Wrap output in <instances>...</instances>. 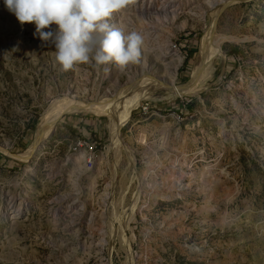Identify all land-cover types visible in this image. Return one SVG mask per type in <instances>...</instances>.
<instances>
[{
	"label": "rangeland",
	"instance_id": "obj_1",
	"mask_svg": "<svg viewBox=\"0 0 264 264\" xmlns=\"http://www.w3.org/2000/svg\"><path fill=\"white\" fill-rule=\"evenodd\" d=\"M212 1L129 0L109 23L147 44L137 10L183 7L151 28L164 60L142 42L127 66L64 71L0 0V264H264V0ZM197 73L196 93L163 86ZM138 90L113 147L111 105Z\"/></svg>",
	"mask_w": 264,
	"mask_h": 264
},
{
	"label": "clouds",
	"instance_id": "obj_2",
	"mask_svg": "<svg viewBox=\"0 0 264 264\" xmlns=\"http://www.w3.org/2000/svg\"><path fill=\"white\" fill-rule=\"evenodd\" d=\"M129 0H4L21 25L35 24L34 35L55 46L64 71L78 64L127 66L140 56L142 36L109 23ZM54 30L45 31L51 25Z\"/></svg>",
	"mask_w": 264,
	"mask_h": 264
},
{
	"label": "bare ground",
	"instance_id": "obj_3",
	"mask_svg": "<svg viewBox=\"0 0 264 264\" xmlns=\"http://www.w3.org/2000/svg\"><path fill=\"white\" fill-rule=\"evenodd\" d=\"M168 2H170V1H168ZM227 2H228L227 0H222L223 4H227ZM210 4H211L210 8H215L219 4V2L214 0V1L210 2ZM181 10H183V7H181V6L177 7L176 5H168V6H164V7H162V6L159 7V6H156V5L152 4V2L148 3L147 5L145 4V6H143L142 8H139L137 10L138 13L141 15L142 19H144V20H146L148 22V26L145 27L144 34L146 36L144 38L151 39V41L153 40V44H150L151 42L150 43L148 42L149 45L146 42H143V47H145L148 51H151L153 53L158 52V51H156L157 49L160 50L159 52L161 54L159 56L163 60L165 58L164 57L165 52L167 50H169V49L168 48H165L164 50L162 49L163 46H161V44H160L161 43L160 42L161 41V35L159 33H157L158 31L156 29H151V28H154V25L157 24V22H158V24H162V22L167 20L171 16V14L175 16ZM150 25H153V26H150ZM223 40H228V39L223 37V39L214 40L213 46L212 47L210 46L212 48V50L211 49L209 50V48H210L209 46L206 47V56H202L201 65H204L207 68L208 72H209V69H210V66H211V61H212L211 57H213L216 54L220 55L222 53V49H221V44L222 43H221V41H223ZM233 40L240 41V40H237V39H233ZM168 41L169 40H165V44L166 43L169 44ZM156 44L161 46V47H158V48L153 47ZM146 55L149 56L148 53ZM204 77L205 76H200V74L197 73L196 76H195L194 81L190 85H188L186 87H183V88L182 87H177L176 85L173 86V84L169 85V86H166L164 84L163 86H165L166 88L170 89V91H172L176 95L183 96L186 93H196V92H198L200 90L201 84L203 83ZM144 97H145V95L143 94V92L141 90H138L136 92V94L134 95L133 100L130 103H127L124 106L120 105L122 108L118 107L119 106L118 104L117 105L116 104L115 105H111V112L113 113L112 114L113 115V119H114V114H117V110L120 109V111H121V109H122V111H121L122 113H121V115H119V116H122V117L121 118L118 117L119 119L118 120H113V123H112L113 126L115 127V134H114L115 139H114V142H113V147H117L118 145L122 146L123 143H122L121 137H120L121 136V134H120L121 128L124 126V124L127 121H129L131 112L141 104V102L143 101ZM86 146L88 147V145H81L80 146V151H82V149L86 148ZM131 161H132L133 164H135L134 160L132 158H131ZM139 195H140V192H138L136 194V198L139 199ZM110 202H111V200H110ZM124 226H125V230H127L128 224H125ZM130 249L131 248L129 247V250Z\"/></svg>",
	"mask_w": 264,
	"mask_h": 264
},
{
	"label": "built area",
	"instance_id": "obj_4",
	"mask_svg": "<svg viewBox=\"0 0 264 264\" xmlns=\"http://www.w3.org/2000/svg\"><path fill=\"white\" fill-rule=\"evenodd\" d=\"M149 105L148 104H142L140 106V112H144L146 109H149ZM81 145H89L84 139H79L76 143H75V147L73 149L74 152H79L80 155L83 156H90L92 158V167H95L96 161L98 159V155L97 152L94 151V148L90 146V153H80V146Z\"/></svg>",
	"mask_w": 264,
	"mask_h": 264
}]
</instances>
